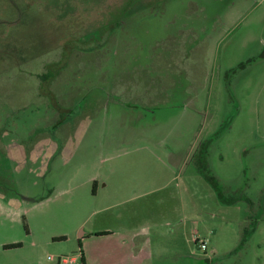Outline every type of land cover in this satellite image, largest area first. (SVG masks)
Returning <instances> with one entry per match:
<instances>
[{
  "label": "rangeland",
  "instance_id": "374dc122",
  "mask_svg": "<svg viewBox=\"0 0 264 264\" xmlns=\"http://www.w3.org/2000/svg\"><path fill=\"white\" fill-rule=\"evenodd\" d=\"M3 49L0 264H140L83 239L125 225L149 264H264V0H0Z\"/></svg>",
  "mask_w": 264,
  "mask_h": 264
},
{
  "label": "crops",
  "instance_id": "0c3cea01",
  "mask_svg": "<svg viewBox=\"0 0 264 264\" xmlns=\"http://www.w3.org/2000/svg\"><path fill=\"white\" fill-rule=\"evenodd\" d=\"M9 57H10L9 53L7 52L5 53V50L2 51V54L0 55V69H1L0 75L4 73L5 71L9 70V67H10ZM2 91H3V88L1 85L0 86V96H3L1 93ZM111 207L112 205L109 206L108 209H110ZM102 232H104L106 235L105 234L97 235L98 233H102ZM153 235H154V231L151 230V228L140 229L136 227L132 228V227L125 225V226H120L116 228L109 227L108 229H104V230H94L89 234L88 233L84 234L83 239L92 238L93 236L94 238L99 236V237H105L109 239H113V237H118V239L115 238L116 240H113V241L111 240V242H109L110 244L112 243L110 245L111 248L115 249L116 246L117 247L120 246V248L127 249L129 251V258L132 257L131 260L133 261L139 260L140 264H149L152 259V244H153L152 236ZM56 239H60V238H56ZM80 257H81V261H82V257H84V263L82 261V264L92 263L90 261V257L88 258L86 254L84 253V250L82 249L80 252ZM73 259L75 260V262H73L72 264L77 262L76 258H73ZM95 263H96V259H95ZM104 264H107L106 260H104Z\"/></svg>",
  "mask_w": 264,
  "mask_h": 264
},
{
  "label": "trees",
  "instance_id": "16d2710c",
  "mask_svg": "<svg viewBox=\"0 0 264 264\" xmlns=\"http://www.w3.org/2000/svg\"><path fill=\"white\" fill-rule=\"evenodd\" d=\"M203 157H201V159L197 161V169L200 173L202 174H206V177L209 179V183L212 185V187L214 188V190L217 192L220 200L225 203L226 205H234L236 204L238 201H243L246 202L250 208L253 207L254 203L252 201V199H250L249 197L245 196L244 194H240L241 192L239 191H234L233 194L231 196H226V193L220 188V185L217 183L218 181L216 180L215 177H213L210 173V171L207 168V161H206V157H207V153L205 152L204 155H202ZM243 193V192H242ZM246 219L244 224H242V234H240V238H241V245L243 246L246 238H247V234H249L247 232V227L246 226ZM244 228V229H243ZM105 233H98L97 235H104ZM106 235V234H105ZM196 243V241H195ZM19 245H14L12 247H17ZM81 247L82 244L80 243V252H81ZM82 261L84 263V257H82Z\"/></svg>",
  "mask_w": 264,
  "mask_h": 264
},
{
  "label": "built area",
  "instance_id": "2783aa9c",
  "mask_svg": "<svg viewBox=\"0 0 264 264\" xmlns=\"http://www.w3.org/2000/svg\"><path fill=\"white\" fill-rule=\"evenodd\" d=\"M196 244L198 245V247L202 250H207L208 246H207V241L206 240H199V239H195ZM50 260H54L52 256L49 257ZM73 262H75L74 259H70V258H62L60 260L59 264H72Z\"/></svg>",
  "mask_w": 264,
  "mask_h": 264
}]
</instances>
